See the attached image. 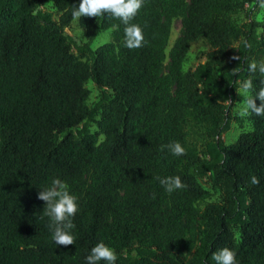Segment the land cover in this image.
Returning a JSON list of instances; mask_svg holds the SVG:
<instances>
[{
  "label": "trees",
  "instance_id": "16d2710c",
  "mask_svg": "<svg viewBox=\"0 0 264 264\" xmlns=\"http://www.w3.org/2000/svg\"><path fill=\"white\" fill-rule=\"evenodd\" d=\"M45 2L56 16L40 9ZM80 2L0 0V264H86L101 242L116 264H214L225 247L238 264H264V116L249 115L251 128L222 142L236 87L249 78L253 94L260 86L257 0H144L130 21L146 41L137 49L125 47L126 25L110 14L77 19L85 42L67 34ZM245 7L248 19L235 24L231 13ZM109 28L111 41L93 49ZM199 38L211 49L183 70ZM88 81L99 94L92 106ZM199 126L208 137L200 148L187 130ZM170 142L185 154H171ZM170 176L185 187L168 193L158 178ZM57 178L79 205L70 246L54 243L38 199ZM202 179L221 190L219 201L200 206L210 196Z\"/></svg>",
  "mask_w": 264,
  "mask_h": 264
},
{
  "label": "clouds",
  "instance_id": "9594fccd",
  "mask_svg": "<svg viewBox=\"0 0 264 264\" xmlns=\"http://www.w3.org/2000/svg\"><path fill=\"white\" fill-rule=\"evenodd\" d=\"M258 7L264 9V0H257ZM144 0H81L79 6H74L72 16L74 18L89 17L102 18L105 14L121 20L125 25L124 45L129 49H137L144 47L146 44L142 28L130 23L141 10ZM245 48H251L252 45L244 41ZM233 59H240L234 56ZM257 63L251 62L248 66V72L255 73ZM259 75L261 77L259 89L253 94L254 84L252 79H247L240 85L237 90L238 94L244 97L242 107L238 115L241 118L251 114L256 116H264V61L259 63ZM257 99L260 101L257 104ZM169 152L175 156L185 154V148L179 142H170L165 145ZM160 184L168 193H172L178 189H182L185 185L179 176L158 178ZM252 185H259L260 180L256 176L250 177ZM38 199L46 202L43 215L50 218L49 229L52 233V239L58 246H70L75 244V237L71 234L74 228L72 218L77 214L79 205L77 198L70 194L67 185L60 179H54L52 186L43 189L38 193ZM214 264H238L236 253L225 247L215 251L211 255ZM116 264V252L104 243H98L91 249L90 254L86 257V264Z\"/></svg>",
  "mask_w": 264,
  "mask_h": 264
},
{
  "label": "rangeland",
  "instance_id": "374dc122",
  "mask_svg": "<svg viewBox=\"0 0 264 264\" xmlns=\"http://www.w3.org/2000/svg\"><path fill=\"white\" fill-rule=\"evenodd\" d=\"M40 9L43 11H49L51 12L54 16L57 15L56 13V8L53 6L51 2H45L40 6ZM248 7H245L242 10H237L233 13H231V19L235 24H240L245 22L247 18V12H248ZM252 11L250 12L251 18H254L255 20L258 21H264V9H260L258 7V4L255 5ZM181 29V17H173L170 20V32H169V38L167 41V45L165 47V52H166V59L165 62L168 61V52L179 35ZM112 30L113 28H109L106 30H99L96 34V37L91 43V47L95 49L97 46L111 41L112 39ZM65 31L67 34L72 35L76 37L78 40L85 42L87 40V37L85 35V29L78 24L77 18H74L71 23L65 28ZM258 33H262V29L258 28ZM211 47L209 44L204 40L203 38H199L196 41L192 42L189 46V49L186 53L185 59L182 64V69L186 70L188 68L194 67L196 64L199 62H202L205 60L206 57V52L209 51ZM239 84L234 92L232 102H231V119H230V127L227 131H225L222 134V142L223 144H230L236 140L238 135L242 131L249 130L251 128V123L249 121L248 116L241 118L238 115V112L240 108L243 106L242 102L244 100V97L238 94L237 90L240 88ZM86 86L90 90V94L87 100V103L89 106L94 105V103L98 100L99 94L98 90L95 87V85L91 82L88 81ZM90 130L95 131L96 126L94 124H90ZM188 130V139L195 145H197L199 148L201 147V144L203 141L207 140V135L205 133V128L203 126L199 127H194L193 129L187 127ZM102 136H100V139ZM202 185L205 188H208L210 191V196L204 200L203 202H200V206H203L205 201H219L221 198V190L212 188L209 184V182L206 179L201 180Z\"/></svg>",
  "mask_w": 264,
  "mask_h": 264
}]
</instances>
